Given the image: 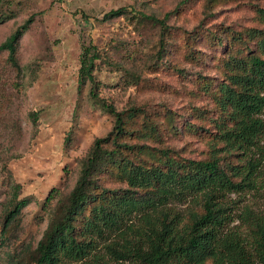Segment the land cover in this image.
<instances>
[{
  "label": "rangeland",
  "instance_id": "374dc122",
  "mask_svg": "<svg viewBox=\"0 0 264 264\" xmlns=\"http://www.w3.org/2000/svg\"><path fill=\"white\" fill-rule=\"evenodd\" d=\"M0 5L11 14L0 22V41L32 15L16 42L17 75L0 51V227L12 199L10 183L18 184L16 198H29L0 231V264L29 263L50 210L74 184L93 140L112 128L105 104L140 108L125 119L123 136L138 149H124L118 158L156 164L163 149L181 157L209 156L220 114L214 95L228 71L226 61L255 47L249 28L264 27L255 13L264 0H1ZM115 9L118 13L103 16ZM164 15L162 29L151 19ZM82 44L98 53L93 82L78 79ZM214 146L221 165L242 160L220 142ZM116 163L108 162L96 175L95 192L123 185ZM51 188L56 191L43 206ZM239 198L237 204L264 208L261 190Z\"/></svg>",
  "mask_w": 264,
  "mask_h": 264
},
{
  "label": "trees",
  "instance_id": "16d2710c",
  "mask_svg": "<svg viewBox=\"0 0 264 264\" xmlns=\"http://www.w3.org/2000/svg\"><path fill=\"white\" fill-rule=\"evenodd\" d=\"M255 13L264 22V6H256ZM10 15L0 5V22ZM165 15L151 20L167 28ZM31 17L0 41V51H5V60L16 75L21 69L16 42ZM248 34L256 37L255 47L229 58L228 71L217 84L214 102L220 114L212 133L221 149L236 151L242 160L221 165L215 143L204 158L171 155L164 149L156 164L118 158L124 149H138L123 136L125 119L137 115L140 108L117 110L105 104L113 116L112 128L93 140L74 184L50 210L28 264L85 260L84 264H264V208L237 204L242 194L264 192V27L249 28ZM97 57L95 47L81 45L80 83L94 81ZM111 161H117L116 175L123 185L95 192L96 175ZM10 187L12 199L0 231L29 201L15 197L17 183ZM55 191L49 190L43 206ZM85 206L86 214L76 223Z\"/></svg>",
  "mask_w": 264,
  "mask_h": 264
}]
</instances>
